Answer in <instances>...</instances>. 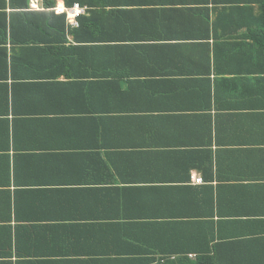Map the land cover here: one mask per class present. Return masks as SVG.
I'll use <instances>...</instances> for the list:
<instances>
[{
  "label": "crops",
  "instance_id": "crops-1",
  "mask_svg": "<svg viewBox=\"0 0 264 264\" xmlns=\"http://www.w3.org/2000/svg\"><path fill=\"white\" fill-rule=\"evenodd\" d=\"M46 1L0 0V264L264 236V0H76L64 37Z\"/></svg>",
  "mask_w": 264,
  "mask_h": 264
},
{
  "label": "trees",
  "instance_id": "trees-1",
  "mask_svg": "<svg viewBox=\"0 0 264 264\" xmlns=\"http://www.w3.org/2000/svg\"><path fill=\"white\" fill-rule=\"evenodd\" d=\"M58 1L60 0H47L45 5L47 8L54 7ZM63 1L66 3L67 7H72L76 0ZM10 5L14 9H21L26 11L30 6V0H21V3L18 2V0H10ZM30 14H33L35 17L41 18L42 20H44L45 16H53L54 18H51L50 21L46 23V30L50 29L51 31H55L57 34L64 37V34L67 31L65 14L56 15L55 12H23L22 14H20V16H22L21 18L24 21L23 26L25 30H33L35 26L32 21L29 22V19L32 18ZM16 21V18L11 21L9 30L10 39L13 43V46L15 47L18 43H22L21 45L27 47V45H29L28 43H32V41H34L35 43L33 45H39L38 43L36 44V39L20 40L17 38V34L21 32V30ZM40 26H42V24ZM45 52H48V50H46ZM63 58L64 57L62 55L57 54L55 62L61 61V59ZM19 61H21V59L17 58V56H11V58H8V63L10 62L13 64ZM135 257L136 256H128L126 254L119 253H106L104 256H99L97 258L98 261L95 260L93 262H72L70 264H264V236H247L242 238H230L226 240H224L223 238L218 239L214 251L209 254H202L196 262L188 263L185 261H179L154 263L138 260Z\"/></svg>",
  "mask_w": 264,
  "mask_h": 264
},
{
  "label": "built area",
  "instance_id": "built-area-1",
  "mask_svg": "<svg viewBox=\"0 0 264 264\" xmlns=\"http://www.w3.org/2000/svg\"><path fill=\"white\" fill-rule=\"evenodd\" d=\"M39 1L40 0H31L30 1V7L32 9L39 10ZM56 14H65L68 22H71L74 25H78L77 18L84 13V8L79 6L78 4H75L72 7H67L64 3L58 2L52 9ZM195 181L201 182V179L196 177L195 175Z\"/></svg>",
  "mask_w": 264,
  "mask_h": 264
}]
</instances>
